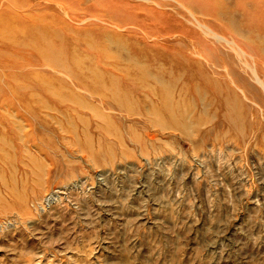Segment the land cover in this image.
<instances>
[{
  "label": "rangeland",
  "instance_id": "1",
  "mask_svg": "<svg viewBox=\"0 0 264 264\" xmlns=\"http://www.w3.org/2000/svg\"><path fill=\"white\" fill-rule=\"evenodd\" d=\"M250 1L0 0V264H264Z\"/></svg>",
  "mask_w": 264,
  "mask_h": 264
},
{
  "label": "bare ground",
  "instance_id": "2",
  "mask_svg": "<svg viewBox=\"0 0 264 264\" xmlns=\"http://www.w3.org/2000/svg\"><path fill=\"white\" fill-rule=\"evenodd\" d=\"M243 1V0H242ZM264 1V0H263ZM263 1H259V0H255V1H250V3L253 5V7H252V9H247L246 10V17H245V19H246V21L248 22V24L249 23H252V21H251V16H253V14L254 13H256L259 9V5L261 4L260 2H263ZM264 10V9H263ZM254 17V16H253ZM13 19V18H12ZM31 22H42V24H43V26H47L46 24L44 25V23H45V19H44V17L43 18H41V19H33V20H30ZM260 22V21H259ZM9 24H11V22H9ZM47 27H49V26H47ZM3 28V27H2ZM8 28H11V27H8ZM253 28V27H252ZM22 35L20 36V34L18 35V37H14L15 35L14 34H10V36H8V37H10V38H7V37H4L3 39H5V38H7L6 40H11L12 41V48H10L14 53H15V56H23L22 54L25 52L24 50H25V48L26 47H28V46H31V47H34L36 50H37V52H39L40 54H42V55H45V54H49V53H54V54H61V53H64V50L63 49H56L52 44H51V42H49L48 40H44V41H35L34 40V37L35 38H41V39H45V31L43 30V31H38V29L37 30H33L32 32L31 31H29V32H26L25 31V33L22 31V33H21ZM12 35H14V36H12ZM46 35L47 36H49V35H51V37L52 36H56V35H58V33L55 31V30H53V29H50V27H49V30H48V32H46ZM260 43H261V41L260 42H258V48H257V51L260 53V54H263L264 53V49L262 48V45H260ZM75 51V50H74ZM76 53V52H75ZM78 53V52H77ZM79 55V54H78ZM51 56V55H50ZM24 57V56H23ZM16 58V57H15ZM52 60V59H51ZM183 61V60H182ZM88 65V64H87ZM81 66V65H80ZM186 69H188V70H191V74L192 75H195V73H197V72H200L201 73V75H202V73H203V75H204V79H206L207 81H209L208 80V78H207V74H205V67L203 66L202 67V65L201 64H199L198 62H196V65L193 63V62H187L186 63ZM179 68V67H178ZM178 70H180V69H178ZM183 70H185V69H183ZM83 74H84V72H83ZM79 75V74H78ZM186 76V75H185ZM23 77H31V78H33V80L35 81V83H38L37 85L39 86V89H40V87L43 89V90H48L49 88H50V84L51 83H53V82H56V83H60V82H58V81H55V80H51V79H46V78H44V77H42L40 74H31V75H27V76H23ZM111 78V77H110ZM13 81H14V79H13V77L11 78ZM18 80V79H17ZM111 80H113V79H111ZM205 80V81H206ZM16 81V80H15ZM14 81V82H15ZM110 81V80H109ZM206 81V82H207ZM61 85V84H60ZM64 88V87H63ZM61 90V89H60ZM55 93H56V90H55ZM58 94L59 93H61V91H59L58 90V92H57ZM56 93V94H57ZM57 94V95H58ZM33 93H32V95H31V97H32V99H29V100H32V102H33V99L34 100H39L38 99V97H33ZM163 100V99H162ZM166 102V101H165ZM162 107V106H161ZM165 107H167V105L165 106Z\"/></svg>",
  "mask_w": 264,
  "mask_h": 264
}]
</instances>
